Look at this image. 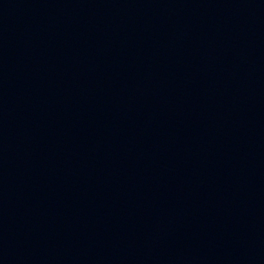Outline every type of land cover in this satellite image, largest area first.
<instances>
[{
  "label": "water",
  "instance_id": "obj_1",
  "mask_svg": "<svg viewBox=\"0 0 264 264\" xmlns=\"http://www.w3.org/2000/svg\"><path fill=\"white\" fill-rule=\"evenodd\" d=\"M0 264H264V0H0Z\"/></svg>",
  "mask_w": 264,
  "mask_h": 264
}]
</instances>
